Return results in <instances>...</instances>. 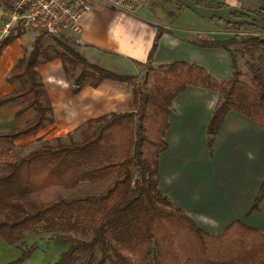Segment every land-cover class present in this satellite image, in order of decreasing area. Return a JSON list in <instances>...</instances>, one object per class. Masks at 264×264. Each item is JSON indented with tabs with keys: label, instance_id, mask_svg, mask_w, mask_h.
I'll return each mask as SVG.
<instances>
[{
	"label": "trees",
	"instance_id": "obj_1",
	"mask_svg": "<svg viewBox=\"0 0 264 264\" xmlns=\"http://www.w3.org/2000/svg\"><path fill=\"white\" fill-rule=\"evenodd\" d=\"M192 1L205 6L200 0ZM227 6L223 2L216 5ZM250 11L264 21V7ZM209 20L236 29L253 28L264 35L248 23ZM20 34L1 37L0 53ZM160 35L158 28L147 54L142 88L133 84L135 75L93 64L55 37L60 50L52 52L39 35L34 38L29 53L16 65L20 70L15 75L23 79L24 87L0 97V107L19 102L17 114L33 109L35 115L25 125L0 133V142L9 144L34 135L52 122L37 66L55 58L67 72L80 66L73 91L85 84L96 87L103 80H113L132 85L133 98L127 111L87 119L78 139L58 137L14 160L8 157L9 148L0 149V240L16 244L30 230L57 231L55 238L68 247L53 264H264V235L258 229L237 219L221 234H209L158 188L159 154L166 148L164 133L174 97L187 86L219 93L207 127L210 145L230 110L264 128V76L251 62L249 81L235 70L227 43L242 34L209 43L231 54L233 71L222 81L203 66L186 61L153 65ZM263 35L240 39L247 56L264 57ZM263 197L264 180L249 214L258 209ZM31 251L22 252L17 260Z\"/></svg>",
	"mask_w": 264,
	"mask_h": 264
},
{
	"label": "crops",
	"instance_id": "obj_2",
	"mask_svg": "<svg viewBox=\"0 0 264 264\" xmlns=\"http://www.w3.org/2000/svg\"><path fill=\"white\" fill-rule=\"evenodd\" d=\"M12 1L0 0V16ZM163 1L171 6L161 5L164 12L147 2L134 11H124L97 1L83 16L76 40L79 52L115 73L138 76L160 28L153 65L186 61L203 66L219 81L228 79L233 71L229 51L209 44L214 40L210 38L213 27L220 24L197 21L188 8L176 10L171 1ZM221 2L238 7L237 0ZM26 32L0 53L1 57L4 50H10L0 67V86L8 84L0 90V97L13 93L5 79L27 52L23 43L30 35ZM37 72L53 118L41 130L53 128L63 135L82 127L89 118L129 110L133 92L127 82L103 80L96 87L85 84L75 92L58 58L39 64ZM219 99V93L196 86H187L174 97L164 133L166 148L159 154L158 188L209 234H221L238 219L264 235V197L258 209L248 213L264 180V128L230 110L208 145L207 127ZM16 105L10 102L2 107L15 109ZM23 114L34 117L35 111L28 109Z\"/></svg>",
	"mask_w": 264,
	"mask_h": 264
},
{
	"label": "rangeland",
	"instance_id": "obj_3",
	"mask_svg": "<svg viewBox=\"0 0 264 264\" xmlns=\"http://www.w3.org/2000/svg\"><path fill=\"white\" fill-rule=\"evenodd\" d=\"M200 1L202 2V4H205V6H209V7H216V5L218 4L217 2L218 0H200ZM237 1H238V7L249 11L260 7H264V0H251V1L237 0ZM147 5L151 6L152 9H154L153 8L154 6H157V8H159V10L162 12L166 11V9L162 8L161 5L167 8L171 7L163 0H148ZM172 5L175 7L176 10L178 8L185 9L184 7H180L173 2ZM168 14L169 17H171V14L169 12ZM192 15L197 17L198 19L197 21L214 23L213 21L209 20V18L200 17L193 13ZM2 19L3 18L1 15L0 22L2 21ZM213 31L214 32L212 33V35H210V38H213L214 40L226 39L229 36L232 35L234 36V34L244 35V36L239 35L237 41H231L227 43V46L231 50L233 57L235 59V63H236L235 70L243 74V76L240 77L241 79L249 81V77L252 75V71L249 68V64L251 62L254 63V66L257 68V71H260L264 76V57H261L260 59L257 57V55L254 58L247 56V54L243 52L242 44L240 43L241 41L240 39H242L243 37L262 36L263 35L262 32L253 28L236 29L226 25L225 23L213 27ZM26 33L30 35V38L29 40H26L23 43L25 44V49H27V52L23 56H26L29 53L32 47L33 40L37 35L41 37L43 46L47 47L50 52H52L54 48L60 50V47L57 45L56 41L52 37H55L63 41L64 43L70 45L71 47L79 51L78 44L74 39H70L63 36L50 35V34L38 32L36 30H29ZM20 37L21 39H24V37L22 36ZM3 52L0 57L1 60L0 67L2 65L4 58L7 55H9L10 50H4ZM16 65H17V61L15 62L10 73L5 79L7 82L11 84L13 92L20 90L21 88L24 87L23 79L18 78L15 75L20 70L19 65L18 66ZM79 70H80V66H78L74 72L73 71L72 72L66 71V72L68 73V75H70L73 81L74 76L78 74ZM244 73H247V76H244ZM145 74H146V66L144 68V71L140 75L135 76V78L132 80L133 84L135 86L139 85V87L142 88L141 83L143 81ZM6 87H8V84L2 83L0 86V90ZM5 94L6 93H4V95ZM262 102L264 103V100H262ZM20 107H21V103L18 102V105L15 106V109L10 107L0 108V133L24 125L33 118L31 114H23V113L17 114V111L19 110ZM29 112L31 113V111ZM82 127H79L76 130L65 133L63 135L62 134L59 135V133L56 132L53 128L47 127L43 130H39L34 135L22 138L20 140H16L13 143L5 144L0 142V149L9 148L8 157L14 160L19 156H22L30 152L31 150L37 148L40 145H43L45 143H53L54 140L58 137L61 138L63 141H68L69 139H78L80 137ZM1 171H2V167L0 166V172ZM57 233L59 232L50 231L43 228H37L35 230H30L26 232L22 240H20L16 244H8L5 241L0 240V264H8L10 262H15V261H17L15 264H53L59 258L60 254L68 247V243L59 241L55 238V235ZM30 248H32L30 255L24 259H21V261H18L17 259L20 257L21 253L28 251Z\"/></svg>",
	"mask_w": 264,
	"mask_h": 264
},
{
	"label": "built area",
	"instance_id": "obj_4",
	"mask_svg": "<svg viewBox=\"0 0 264 264\" xmlns=\"http://www.w3.org/2000/svg\"><path fill=\"white\" fill-rule=\"evenodd\" d=\"M97 1L113 9L134 11L148 0H13L1 11L0 37L36 30L77 40L83 16Z\"/></svg>",
	"mask_w": 264,
	"mask_h": 264
},
{
	"label": "water",
	"instance_id": "obj_5",
	"mask_svg": "<svg viewBox=\"0 0 264 264\" xmlns=\"http://www.w3.org/2000/svg\"><path fill=\"white\" fill-rule=\"evenodd\" d=\"M176 1L200 17L226 18L233 23H248L264 31V21L249 10L236 6H227L225 8L202 6L195 4L192 0ZM234 13L239 14V16H234Z\"/></svg>",
	"mask_w": 264,
	"mask_h": 264
}]
</instances>
